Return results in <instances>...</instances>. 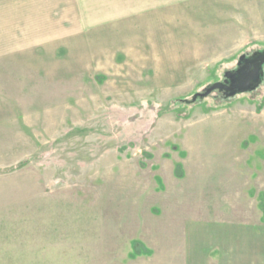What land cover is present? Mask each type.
<instances>
[{
	"label": "rangeland",
	"instance_id": "374dc122",
	"mask_svg": "<svg viewBox=\"0 0 264 264\" xmlns=\"http://www.w3.org/2000/svg\"><path fill=\"white\" fill-rule=\"evenodd\" d=\"M140 21L0 59V264H264V84L189 103L264 50V0Z\"/></svg>",
	"mask_w": 264,
	"mask_h": 264
},
{
	"label": "crops",
	"instance_id": "0c3cea01",
	"mask_svg": "<svg viewBox=\"0 0 264 264\" xmlns=\"http://www.w3.org/2000/svg\"><path fill=\"white\" fill-rule=\"evenodd\" d=\"M186 1L192 0H0V59L60 49L80 58L85 42L100 41L104 31L128 21L148 23ZM64 70L60 67V74Z\"/></svg>",
	"mask_w": 264,
	"mask_h": 264
},
{
	"label": "water",
	"instance_id": "95a60500",
	"mask_svg": "<svg viewBox=\"0 0 264 264\" xmlns=\"http://www.w3.org/2000/svg\"><path fill=\"white\" fill-rule=\"evenodd\" d=\"M264 50L241 55L235 69L224 74V81L208 85L202 92L192 96L189 103L204 99L214 91L222 92L224 98L254 92L260 85L264 71Z\"/></svg>",
	"mask_w": 264,
	"mask_h": 264
},
{
	"label": "flooded vegetation",
	"instance_id": "af4514ba",
	"mask_svg": "<svg viewBox=\"0 0 264 264\" xmlns=\"http://www.w3.org/2000/svg\"><path fill=\"white\" fill-rule=\"evenodd\" d=\"M224 81V78L222 79V82ZM264 84V75H263V78H262V81H261V83H260V85H259V87L256 89V90H258L262 85ZM255 90V91H256ZM214 92H217L219 95H221V96H223V94H222V92H220V91H214Z\"/></svg>",
	"mask_w": 264,
	"mask_h": 264
},
{
	"label": "trees",
	"instance_id": "16d2710c",
	"mask_svg": "<svg viewBox=\"0 0 264 264\" xmlns=\"http://www.w3.org/2000/svg\"><path fill=\"white\" fill-rule=\"evenodd\" d=\"M179 174H180V171L179 170L178 171L176 170V175L179 176Z\"/></svg>",
	"mask_w": 264,
	"mask_h": 264
}]
</instances>
